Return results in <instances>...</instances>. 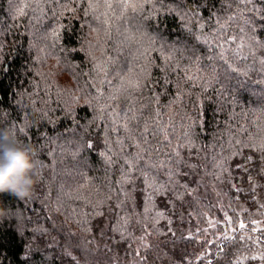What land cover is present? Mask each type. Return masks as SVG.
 <instances>
[{
  "label": "trees",
  "instance_id": "trees-1",
  "mask_svg": "<svg viewBox=\"0 0 264 264\" xmlns=\"http://www.w3.org/2000/svg\"><path fill=\"white\" fill-rule=\"evenodd\" d=\"M4 128L0 264H264V0H0Z\"/></svg>",
  "mask_w": 264,
  "mask_h": 264
},
{
  "label": "clouds",
  "instance_id": "clouds-1",
  "mask_svg": "<svg viewBox=\"0 0 264 264\" xmlns=\"http://www.w3.org/2000/svg\"><path fill=\"white\" fill-rule=\"evenodd\" d=\"M40 176L34 150L21 145L13 129H0V193L19 200L31 198ZM5 212L0 208V216Z\"/></svg>",
  "mask_w": 264,
  "mask_h": 264
},
{
  "label": "snow or ice",
  "instance_id": "snow-or-ice-1",
  "mask_svg": "<svg viewBox=\"0 0 264 264\" xmlns=\"http://www.w3.org/2000/svg\"><path fill=\"white\" fill-rule=\"evenodd\" d=\"M243 227V225H241Z\"/></svg>",
  "mask_w": 264,
  "mask_h": 264
}]
</instances>
